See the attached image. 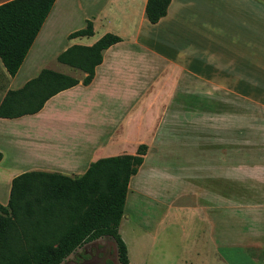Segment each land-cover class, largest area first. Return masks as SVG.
<instances>
[{
    "label": "crops",
    "instance_id": "0c3cea01",
    "mask_svg": "<svg viewBox=\"0 0 264 264\" xmlns=\"http://www.w3.org/2000/svg\"><path fill=\"white\" fill-rule=\"evenodd\" d=\"M145 3L55 0L16 74L9 77L0 63L5 92L16 90L41 69L70 76L65 71L76 70L55 61L68 47L90 46L104 34L120 38L103 51L89 84H81L80 72L81 79L72 77L78 84L35 114L0 118V205L19 174L74 178L98 159L134 155L143 145L121 219L154 222L131 239L132 260L120 236L130 264H145L153 252L168 263L169 254L155 246L157 234L176 226L182 244L194 218L206 229L212 264H225L217 249L226 241L263 252L264 132L245 127L264 124V5L169 0L165 15L150 24ZM86 21L90 37L67 38ZM237 109L246 115L237 118ZM198 255L181 246L172 264H201Z\"/></svg>",
    "mask_w": 264,
    "mask_h": 264
},
{
    "label": "trees",
    "instance_id": "16d2710c",
    "mask_svg": "<svg viewBox=\"0 0 264 264\" xmlns=\"http://www.w3.org/2000/svg\"><path fill=\"white\" fill-rule=\"evenodd\" d=\"M55 0H10L0 4V63L9 77L19 69ZM169 0H146L144 16L155 24ZM92 24L67 38L90 37ZM120 38L104 34L90 46H70L55 59L84 74L90 83L102 53ZM78 84V80L49 69L0 101V118L14 119L38 112L53 95ZM145 146L134 155L98 159L78 177L31 171L10 182L8 200L0 205V264H61L82 245L109 238L118 264H129L118 233L128 181L135 175ZM1 157V156H0Z\"/></svg>",
    "mask_w": 264,
    "mask_h": 264
},
{
    "label": "rangeland",
    "instance_id": "374dc122",
    "mask_svg": "<svg viewBox=\"0 0 264 264\" xmlns=\"http://www.w3.org/2000/svg\"><path fill=\"white\" fill-rule=\"evenodd\" d=\"M253 2L260 3L264 5V0H252ZM56 65V64H55ZM52 67H55L54 64ZM61 67V66H59ZM65 68V67H64ZM56 70H60L57 68ZM62 71V70H60ZM64 72V71H62ZM65 73H68L71 77L81 79L82 75L78 71L66 70ZM20 77L11 83V87L15 88L14 85L16 82L20 81ZM5 92V77L0 68V98ZM255 113L259 111L257 108H252ZM237 118L243 117L246 115L245 109H237ZM256 117V118H255ZM259 119L256 115L253 116L252 120ZM257 122V123H255ZM254 123L246 124V131L251 132H264V124L259 123L257 120ZM244 124L237 122V131L241 128L243 131ZM3 133H0V147L4 145ZM238 143V142H237ZM242 144V143H241ZM238 145V144H237ZM13 172V171H12ZM18 174V173H17ZM130 197L128 203L125 206V213H131V204ZM130 216V215H129ZM145 222V223H144ZM144 227L138 225L137 222L133 221L131 216L128 220H122L119 223L118 232L121 237L125 240L128 251L130 255V260H132L131 253V239L142 234L146 235L148 229V223L153 225L154 221L148 222L144 220ZM193 224L189 226L188 231L183 236V243L180 244L179 238L181 236V231L178 227L167 225L161 234H157V241L155 246L157 249L160 247L169 254L168 263H162L161 260L155 258L156 255L153 254L150 256L151 259L147 257L145 264H172V257L175 254L180 252L181 246L187 252L188 256L192 254L193 251L199 253L198 258H201V264H212L210 254H209V237L206 236V229L201 222L196 218L193 219ZM160 229V228H159ZM145 233H144V232ZM160 231V230H159ZM147 242V241H146ZM230 243H220V246L217 249L218 256L225 262V264H264V251H246L241 248H236V245L233 247L229 246ZM154 249V250H157ZM215 256V255H214ZM61 264H118L116 258V252L113 242L106 237L99 238L93 242L86 243L75 250L74 253L70 254ZM130 264V263H129Z\"/></svg>",
    "mask_w": 264,
    "mask_h": 264
}]
</instances>
